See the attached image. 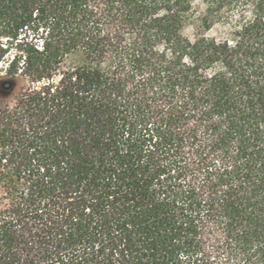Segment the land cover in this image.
<instances>
[{
  "label": "trees",
  "instance_id": "16d2710c",
  "mask_svg": "<svg viewBox=\"0 0 264 264\" xmlns=\"http://www.w3.org/2000/svg\"><path fill=\"white\" fill-rule=\"evenodd\" d=\"M0 75V264H264V0H0Z\"/></svg>",
  "mask_w": 264,
  "mask_h": 264
},
{
  "label": "rangeland",
  "instance_id": "374dc122",
  "mask_svg": "<svg viewBox=\"0 0 264 264\" xmlns=\"http://www.w3.org/2000/svg\"><path fill=\"white\" fill-rule=\"evenodd\" d=\"M199 11H201V7L199 8ZM196 24H197L196 21H194V23H191L190 25L186 26V28L183 31L184 35L190 39L197 37L199 34L205 37H212V38H219L221 36V30L218 26H214L209 31H204V30H199ZM7 80L11 82V87L8 90H4L1 85L4 81ZM23 85H25V83L22 80L6 79V77L0 75V103H10L16 92Z\"/></svg>",
  "mask_w": 264,
  "mask_h": 264
}]
</instances>
